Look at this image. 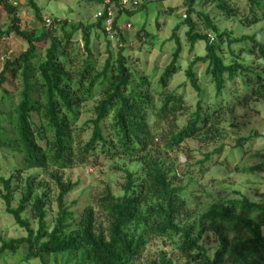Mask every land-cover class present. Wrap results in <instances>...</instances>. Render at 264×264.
<instances>
[{"label": "trees", "instance_id": "16d2710c", "mask_svg": "<svg viewBox=\"0 0 264 264\" xmlns=\"http://www.w3.org/2000/svg\"><path fill=\"white\" fill-rule=\"evenodd\" d=\"M28 1L37 20L42 21L39 32L22 28L16 18L17 7L11 0H0V7L11 16L6 28L0 25V39L14 34L26 43L18 55L4 59L0 70V148L20 159V166L11 167L9 176H0V197L5 212L25 232L19 237L0 236V255L17 254L25 244L23 260L39 258L40 264H48L49 256L56 262L60 259L58 264H136L149 240L157 238L161 243L176 240L184 264H264V199L251 200L240 194L203 205L196 193L193 164L199 174L206 172L212 156L222 152L223 143L201 152V158L185 167L175 164L167 153L182 149L188 160L193 158L195 149L182 142L224 139L227 131L220 125L229 107L247 98L264 100V41L259 31L236 35L228 27L221 28L209 13L195 11L192 0H184L185 17L170 35L175 49L156 76V66L148 74L129 63L125 39L117 26L112 46L101 18L70 23L51 17L52 24L46 25L35 1ZM247 6L241 25L264 20V0H247ZM215 7L225 19L238 13L226 0H217ZM136 9L119 10L114 22ZM193 12L205 31L198 30ZM182 24L187 26L188 52L199 40L205 49L202 55L193 54L184 70L200 96L192 109L182 93L170 88L173 75L181 70L183 46L177 30ZM96 28L106 40L102 63L91 45ZM78 32L82 49L76 39ZM137 34L139 39L149 36L144 40L150 44V34ZM42 42L47 46L40 47ZM198 63L206 64L205 74L213 83L217 100L212 103L201 97L195 69ZM236 78L244 87L243 95L233 104L222 103L228 94L227 81ZM4 83L13 89L5 88ZM156 138L164 143L165 152L154 147ZM120 158L138 163L134 170L111 165L125 173L122 193L114 194L107 185L79 214L71 210L66 195L77 181L65 177L64 170L98 167ZM234 168L244 172L262 169L260 165ZM29 169L37 171L18 183L21 172ZM179 178L185 183L177 181ZM15 198L17 205L13 206ZM53 200L56 212L50 224L47 217ZM26 209L32 220L23 216ZM206 230L217 241L212 255L200 242ZM179 260L172 251L161 248L147 264H180Z\"/></svg>", "mask_w": 264, "mask_h": 264}, {"label": "rangeland", "instance_id": "374dc122", "mask_svg": "<svg viewBox=\"0 0 264 264\" xmlns=\"http://www.w3.org/2000/svg\"><path fill=\"white\" fill-rule=\"evenodd\" d=\"M40 8L42 18L58 17L59 19H67L70 23H76L79 20L94 22V14L100 7L101 0H34ZM232 4L237 10L236 15L225 19L215 5L217 0H192V6L195 11H203L209 13V16L223 27L232 29L236 35L251 34L259 31L260 39L264 41V20H260L251 25L243 26L240 24V19L248 14L249 8L247 0H226ZM11 3L17 8L16 18L22 28L36 29L38 32L42 27V21L37 20L34 10L30 7L28 0H11ZM142 4L133 14L123 13L118 17L119 26L125 39L124 54L127 56L129 63L146 72L151 73L156 66V76L160 74L162 68L171 59V55L175 49L173 39H170L172 28L185 17L187 5L184 0H140ZM131 8V7H129ZM196 20L199 31H205L202 28V22L196 12L191 14ZM11 16L7 15L0 7V25L6 28L10 23ZM123 26V27H122ZM187 26L182 24L177 30V35L182 43L183 51L179 64L181 70L174 74L170 82V88H176L179 93L184 95L186 104L189 109H192L200 96L192 88L184 74L185 67L193 54L202 55L205 53L204 42L199 40L195 43L191 53L188 52V43L186 39ZM147 32L150 34V44L144 38L139 39L138 32ZM77 41L80 42L82 49V41L80 33L76 35ZM112 46H115L116 40H112ZM25 41L20 37L10 34L0 39V70L5 58L13 57L19 54L25 48ZM40 47L47 46V42L39 44ZM92 49L102 63L106 54H104L106 40L99 29H95L91 35ZM206 64L198 63L195 66L196 73L199 78V84L203 97L206 103H212L217 100L215 89L208 75L205 74ZM154 81V80H153ZM4 87L13 89L10 83H4ZM228 94L224 95L222 103H235V101L243 95L244 87L239 79L233 82L228 80L226 83ZM1 98V89H0ZM246 100V101H245ZM241 104L234 105L228 108L225 114V121L220 127L227 131V135L222 140H215L206 143H200L195 139H187L182 142L184 146H191L194 150V157L187 159L179 150L168 151V156L171 160L180 166L193 164L202 157L201 152H209L223 143V150L220 154L214 155L211 158V164H208L206 172L199 174L198 166L191 168L194 180L196 181V189L200 193L198 198L202 204L212 199L233 198L240 194H244L251 200L264 199V100L252 98L245 99ZM2 102V101H1ZM232 123V126H227ZM258 134H254V133ZM253 134L250 138H245ZM239 139L242 142L239 143ZM154 147L159 151H166L164 143L160 138L154 140ZM260 154V156L257 155ZM134 170L138 168L136 161H130L126 158H120L113 161H104L98 167L76 166L64 170L65 177L77 181L76 187L66 195V204L71 210L79 214L83 207L92 202L98 197L103 188L109 185L114 194H121V184L125 179V173L121 169L112 168L111 165ZM260 165L262 169L253 171H241L234 167L246 166L251 167ZM20 159L17 154H14L8 149L0 148V176L5 177L11 174V167H19ZM35 169H29L21 172L18 183L24 181L25 177L31 173H35ZM37 178V177H36ZM40 178L38 177V180ZM180 183H185V179H177ZM192 188V187H191ZM194 189V188H193ZM56 194V190L53 191ZM19 195V193H18ZM12 205H17V198L12 201ZM56 212V201L53 200L49 206V215L47 217L51 224V219ZM23 216L31 218L29 209L23 213ZM34 227L35 222L32 221ZM25 235L23 229L14 224L11 215L5 212V205L0 197V236L4 238L19 237ZM212 255L217 241L215 236L204 231L200 238ZM176 240L166 241L161 243L160 239L151 238L146 246L143 257L136 264H147L150 257L156 255V252L165 248L167 251H172L180 264H184L178 255L175 245ZM26 253V245L22 244L17 254L4 253L0 255V264H40L39 258L23 260L22 255ZM60 259L57 262L60 263ZM51 256L48 258V264H58ZM72 264V261L67 263Z\"/></svg>", "mask_w": 264, "mask_h": 264}, {"label": "built area", "instance_id": "2783aa9c", "mask_svg": "<svg viewBox=\"0 0 264 264\" xmlns=\"http://www.w3.org/2000/svg\"><path fill=\"white\" fill-rule=\"evenodd\" d=\"M140 0H101L100 7L95 12V18H101V24L106 36L112 41L117 40V30L116 26L121 29L119 26L118 19L115 21V18L118 15L119 10L125 8H133L139 4ZM185 16V15H184ZM46 25L52 24V18L46 17ZM123 27V26H122ZM209 37L212 39V35L209 34Z\"/></svg>", "mask_w": 264, "mask_h": 264}]
</instances>
